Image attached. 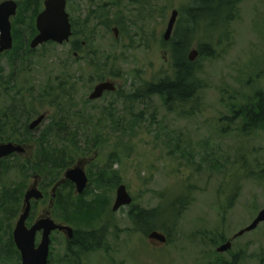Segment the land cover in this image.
<instances>
[{"label": "rangeland", "instance_id": "374dc122", "mask_svg": "<svg viewBox=\"0 0 264 264\" xmlns=\"http://www.w3.org/2000/svg\"><path fill=\"white\" fill-rule=\"evenodd\" d=\"M15 1L18 10L12 26L23 38L21 26L27 31L31 25L36 28L37 16L29 26L16 27L14 21L27 0ZM67 1L74 26L107 6L110 19L124 24L118 42L113 32L94 20L90 38L95 39L92 47H85L86 58L83 53L73 54L69 41L36 48L24 64H16L6 53L0 64V127L10 106L23 112V120L31 116L28 124L45 113L46 119L27 140L28 156H35L42 130L59 120L58 106L64 105L65 116L82 123L77 128L69 121L63 132L76 138L74 164L83 161L89 177L83 199L105 197L100 221L88 227L108 226L104 244L80 258L70 257L62 236L55 234L51 264H264V223L235 237L264 208V131L244 132L242 116L233 118L241 105L264 92V0H239L233 21L198 30L188 55L193 49L199 51L200 41L210 44L212 55L199 51L193 61L203 89L176 110L158 95L144 102L126 99L142 83L172 74L169 42L178 26L186 24L182 12L190 0ZM173 9L179 11L178 19L172 37L165 40ZM26 18L23 11L22 21ZM99 50L98 66L91 65L88 59ZM106 56L114 62L103 63ZM102 81L115 83L116 90L90 99ZM64 84L67 90L54 89L46 100L37 96L43 89ZM10 94L17 99L10 102ZM31 107L37 112L29 113ZM3 130L0 140L8 141L2 138L10 134ZM17 132L24 134L20 126ZM15 177L25 178L11 174L7 182ZM30 177L33 181V174ZM121 184L133 201L113 211ZM180 199L183 202L176 204ZM154 209L158 211L148 220L150 226L133 218L134 211ZM66 223L76 231L87 229ZM153 231L164 234L167 241L150 238ZM229 240V250L217 251Z\"/></svg>", "mask_w": 264, "mask_h": 264}, {"label": "trees", "instance_id": "16d2710c", "mask_svg": "<svg viewBox=\"0 0 264 264\" xmlns=\"http://www.w3.org/2000/svg\"><path fill=\"white\" fill-rule=\"evenodd\" d=\"M238 3L239 0H190V5L184 12H182L187 15L186 24L178 26L175 35L169 42L170 55L172 59V74L162 76L156 81H147L142 83L139 88L129 94L126 100L132 103L137 101L144 102L147 98L158 95L164 99L166 105L169 106L170 109L176 110L189 104L191 100L195 99L203 89V84L198 76L199 69L197 67V61L193 62L189 59V49L193 44V41L196 40L194 38L202 26L206 25V27H210L212 25L213 27H216L220 26V24H224V26H226L229 22L233 21V19H235L234 15H236V7L238 6ZM42 8V0H27L24 8H21L14 21L16 23V27H18L19 24H27V26L32 24ZM23 11L26 12L27 15V18L24 21H22ZM30 11L31 13L33 11L31 19L29 16V14H31ZM94 20H97L101 25H103L108 32H113V27L116 25H118L120 32L123 30L124 24L121 23V21L110 19L109 8L107 6H104L100 10H94L89 13L85 20L78 23L79 26H74L75 23L73 24L74 38L72 37L71 39V49L74 50L73 54H76V52L83 53L85 58L87 57L88 52L85 51V47H92V40L95 39L94 37L90 38V34L95 31L93 28L94 26L92 27V22ZM21 28L24 32L23 38L18 37L17 29L13 30V36L15 34L16 40L14 39L13 48L6 52L8 55H11V58L14 62H16V64L18 61H21L22 64L27 62V58H29L36 50L32 49L30 47V43H28V40L37 33L35 25H31L29 31L25 30L22 26ZM116 41L118 42V38H116ZM201 42L202 41L199 42L200 54L212 55L210 44ZM46 44L54 45L55 43L48 42ZM97 52V54L95 53L96 56L88 59V62H90L91 65L94 64L98 66L97 59L100 55V50ZM107 60L114 62L111 57L108 58V56H106L103 63ZM102 67L104 66L102 65ZM97 70L99 74H102V68H98ZM14 76V74H11V79ZM54 89H57V91L67 90V88H65V84L58 87L50 86L48 89H43V92L39 93L37 96L40 100H46L48 96L53 95ZM62 94L67 93L64 92ZM16 99L17 98L14 95L10 94V102H13V100ZM50 100L52 101V99ZM71 104L72 103H70V105ZM28 112L36 113L37 111L34 107H31ZM235 112L236 115L233 117L234 119L237 116H242L243 118L242 130L244 132H248L252 129L264 131V92H258L255 95L254 101L241 105L239 110ZM67 113L68 112L65 110L64 105H59V120L46 126L39 136L40 157L35 169H37V171L41 174L46 175L45 177H49V175H54V173H56L57 178L60 179L62 177V173L75 162L73 150L77 147L76 138L69 137V132H63V130H66L67 128V126L65 128L64 124L69 123L70 121L72 123H77L76 127L79 128L82 123H80L81 121L78 120L77 117H75V119L73 116L69 117V115L66 117L65 115ZM75 116H77V114ZM3 117L5 119L0 127V130L3 128V131L10 135L9 137H3L2 139L21 142L27 141L29 137L34 134L35 130H31L28 124L31 116H28L26 120H23L24 114L21 110H17V106L14 105L12 107H8V111ZM19 126L24 130V134L22 135H19L17 132ZM32 170L33 166L23 168L21 171H23L25 175V180L18 179L15 186H13L12 183L11 186L3 189L4 192H2L0 196V209L10 211V209L13 208L10 207V205H7L10 201L12 204L17 203L20 205L24 194L23 187L26 186V178L29 174H31ZM1 172L3 171L0 170V173ZM73 185L74 184L71 182H65L59 190L62 191L63 188L72 187ZM86 192L88 191L86 190ZM86 192L78 195V198L73 199L74 203L69 206L67 205L71 202V200L68 199H60L59 204H64L62 207L60 205L61 209L63 208L64 211L70 213L69 217L64 218L65 220L81 224L82 226H86L88 229L92 223L100 221L103 209L106 206V201L105 197L100 201H85L83 197ZM178 202L181 203L183 201H181V199L177 200L176 204ZM14 209L15 208L12 210ZM157 211V209L137 210L132 214L137 224L139 222H143L144 224L149 223L150 226L152 223L148 222V220L152 215L156 214ZM177 212H180V210ZM107 228L108 226L104 223L92 230H75V237L73 241H70L71 247L69 246V252H72L74 257L80 258L83 254L89 252L90 250L101 247L104 244ZM145 231L148 230L145 229L144 232ZM80 237L82 239H79ZM8 252L12 251L9 250Z\"/></svg>", "mask_w": 264, "mask_h": 264}, {"label": "water", "instance_id": "95a60500", "mask_svg": "<svg viewBox=\"0 0 264 264\" xmlns=\"http://www.w3.org/2000/svg\"><path fill=\"white\" fill-rule=\"evenodd\" d=\"M18 3L15 0H4L0 2V61L2 54L9 51L14 46V38L12 33V17L17 14ZM179 11L173 9L171 17L168 21L164 39L169 40L172 37L175 24L177 22ZM36 25L38 33L32 39L31 48H37L42 44L53 41L58 44H64L70 41L73 35L72 23L70 14L67 11V0H45L44 9L38 14ZM116 37L119 35L117 27L113 29ZM199 51L197 49L191 50L189 59L194 61ZM116 85L111 81H102L98 83L92 93L90 99L95 100L101 98L106 91H115ZM46 118V114H41L35 118L31 124L30 129L39 126ZM22 145L13 142L0 144V158L5 157L14 151H21ZM64 179L72 180L76 185V192L82 194L89 184V177L84 168L83 161L79 160L76 165L68 168L65 171ZM60 181V182H61ZM60 184V183H59ZM36 196H42V193L36 189H29L25 195V203L23 213L21 214L17 226L14 231L15 241L22 255V264H48V257L50 252L51 238L50 234L54 229L63 230L69 238H74V229L69 225L56 224L54 220L41 221L35 223L31 228L26 226V218L30 213L31 199ZM133 197L129 193L126 185L118 186L115 203L112 207L113 211H117L122 206L131 204ZM264 222V208L259 212L254 221L245 229H242L235 237L244 234L246 231L255 229L260 223ZM44 228L42 240L36 246V233L38 230ZM150 238L158 239L161 242H166L167 237L159 231H153L149 235ZM232 247V241L229 240L221 244L217 251H227Z\"/></svg>", "mask_w": 264, "mask_h": 264}, {"label": "flooded vegetation", "instance_id": "af4514ba", "mask_svg": "<svg viewBox=\"0 0 264 264\" xmlns=\"http://www.w3.org/2000/svg\"><path fill=\"white\" fill-rule=\"evenodd\" d=\"M13 142L15 144L22 145L23 149L21 151H14L13 153L0 158V170L3 172L0 173V196L1 193L4 192V188L11 186L13 183V186L16 185V180H13L11 184L7 182L8 177L11 174H14L18 177L25 176L23 171L20 173V169L27 168L29 166H33V170L31 175L33 174V181H30V174L26 178V186L23 187L24 194L21 199V203L19 204H12L7 203V205H10V207L13 208L8 210L0 209V264H16L19 263L22 264V255L21 252L17 246V243L15 241L14 237V231L17 226L18 220L23 213V207L25 203V195L26 192L31 189H36L39 192L42 193V196H39L38 198L34 196L31 199V209L30 213L26 218V226L28 228H31L35 223L41 222V221H47V220H54L56 224L61 225H68L66 222H69L65 220V217H69L68 212L64 211V209L61 207L64 206V204H59V200L65 199V200H71L70 203H68L67 206L73 204V199L75 197V190L76 185L72 180L64 179V174L66 169L62 173V177L60 179L57 178V174L54 173V175H49L51 178L45 177L46 175L41 174L40 172L35 169L37 167V163L39 162V147L37 149V152L34 154H31L28 156V148H31V145L27 141H3L0 140L1 143H8ZM26 142V143H25ZM74 166V165H73ZM9 169V170H6ZM22 175V176H21ZM25 180V178H23ZM61 181V182H60ZM10 182V181H9ZM65 182H71L74 185L72 187H66L63 188L62 191L59 190L60 187ZM60 183V184H59ZM3 195V194H2ZM61 205V207H60ZM260 212V211H259ZM59 219L63 220L60 221ZM12 226V227H11ZM70 226V225H69ZM11 230V231H10ZM44 233V228L41 230H38L36 233V246H38L42 240ZM55 234L61 235L63 238L64 243L66 244V254L70 255V257H74L72 252H68L70 241H73L74 238H69L67 233H65L63 230L60 229H54L52 230L50 234L51 243H50V252L48 257V264H51L52 261V246L53 242L56 241ZM74 237H75V230H74ZM71 247V246H70ZM11 250L12 252H8ZM73 251V250H72ZM68 260V259H67Z\"/></svg>", "mask_w": 264, "mask_h": 264}]
</instances>
